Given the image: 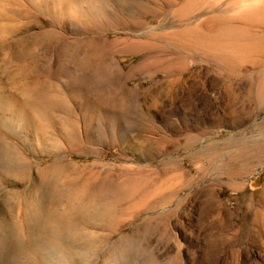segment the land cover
Masks as SVG:
<instances>
[{"label":"rangeland","instance_id":"rangeland-1","mask_svg":"<svg viewBox=\"0 0 264 264\" xmlns=\"http://www.w3.org/2000/svg\"><path fill=\"white\" fill-rule=\"evenodd\" d=\"M0 264H264V0H0Z\"/></svg>","mask_w":264,"mask_h":264}]
</instances>
